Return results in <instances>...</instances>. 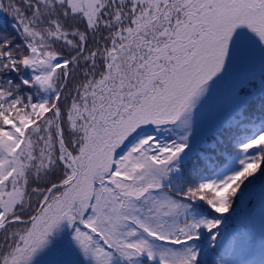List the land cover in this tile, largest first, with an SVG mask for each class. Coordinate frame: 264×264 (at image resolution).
<instances>
[{"label":"snow or ice","instance_id":"obj_1","mask_svg":"<svg viewBox=\"0 0 264 264\" xmlns=\"http://www.w3.org/2000/svg\"><path fill=\"white\" fill-rule=\"evenodd\" d=\"M0 264H264V0H0Z\"/></svg>","mask_w":264,"mask_h":264},{"label":"trees","instance_id":"obj_2","mask_svg":"<svg viewBox=\"0 0 264 264\" xmlns=\"http://www.w3.org/2000/svg\"><path fill=\"white\" fill-rule=\"evenodd\" d=\"M256 60H259V59H256ZM248 68L251 69L250 71H254V72L257 71L256 73H259L261 71L260 61L258 62V64L257 63L254 64V65L251 64ZM223 84H226V82H223ZM224 86H226V85H224ZM225 155H227V154L225 153ZM255 224H256V230H257V232H259L260 229H261V219H260V216H259V210H258L257 216L255 218ZM223 239L224 238L221 237V240H223Z\"/></svg>","mask_w":264,"mask_h":264},{"label":"rangeland","instance_id":"obj_3","mask_svg":"<svg viewBox=\"0 0 264 264\" xmlns=\"http://www.w3.org/2000/svg\"><path fill=\"white\" fill-rule=\"evenodd\" d=\"M258 62H259V60H254L251 64H253V65L256 63L258 64ZM248 70H251V69L248 68ZM224 85H226V86H224ZM226 90H227V84H223V82H222L221 86H220V93L223 94L226 92Z\"/></svg>","mask_w":264,"mask_h":264}]
</instances>
